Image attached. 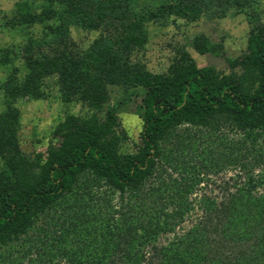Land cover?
Here are the masks:
<instances>
[{
    "label": "trees",
    "instance_id": "1",
    "mask_svg": "<svg viewBox=\"0 0 264 264\" xmlns=\"http://www.w3.org/2000/svg\"><path fill=\"white\" fill-rule=\"evenodd\" d=\"M257 1L14 4L7 29L45 26L40 36L28 34L16 64L0 50V264H264V24ZM232 9L245 15L249 31L245 51L227 59L228 72L198 64L196 56L225 55L224 44L204 34L187 37L166 72L139 61L149 25L187 27ZM74 28L97 35L83 46ZM53 77L64 106L52 133L57 142L28 158L18 103L47 101ZM114 89L123 96L112 104ZM138 93L140 144L123 152L128 135L118 115ZM77 101L88 115L70 111ZM227 131L238 134L228 138ZM229 170L234 177L220 195L192 199L208 177ZM196 210L197 220L175 235Z\"/></svg>",
    "mask_w": 264,
    "mask_h": 264
},
{
    "label": "rangeland",
    "instance_id": "2",
    "mask_svg": "<svg viewBox=\"0 0 264 264\" xmlns=\"http://www.w3.org/2000/svg\"><path fill=\"white\" fill-rule=\"evenodd\" d=\"M19 0H0V50L3 53L9 52L15 64L22 56V45L29 33L40 36L43 32L45 24L37 25L30 30H9L3 26L7 19L13 16L14 4ZM160 0H138L139 7H151L159 3ZM256 12L258 19L264 24V0L257 1ZM182 24V23H181ZM72 36L76 42L83 46H88L97 34L81 31L80 29H72ZM148 31L150 35L149 42L144 55L139 56V61L144 63L147 68L154 73L166 72L171 64L172 58L176 54V49L184 44L186 38H193L196 34H204L213 42L224 44L225 55L214 57L206 55L205 57L196 56V60L200 66H213L220 71L228 72L230 67L227 63L228 58H238L246 49L248 37V24L244 14H237L236 9L228 10V16L221 19L203 18L196 24L190 26H172L162 28L157 25H149ZM21 70L26 69L21 66ZM5 71L0 68V89L5 79ZM56 78L53 77L47 81L49 88V97L47 101L35 103L32 99L20 101L19 107L22 112L20 143L26 157L33 158L35 153L44 151L49 145L55 144L57 140L53 136V129L61 119L59 112L62 105L59 103V92L55 87ZM112 104L117 103L122 98V91L119 89L112 90ZM142 94H133L131 101L126 109L121 112L118 117L121 123V129L128 135V140L123 143V152H136L137 146L140 144V134L142 131V120L140 115ZM64 107V106H63ZM62 107V108H63ZM3 109L2 94L0 91V111ZM70 111L79 116H86L89 111L86 106L75 102L70 106ZM238 133L227 131L228 138H234ZM234 172L229 170L219 175H211L196 190L192 199L199 200L203 194L209 196H218L226 187L231 184ZM175 174L173 178H176ZM200 216V211L196 210L176 231L175 235H181L184 229H187ZM175 235L164 236L162 243H166L173 239Z\"/></svg>",
    "mask_w": 264,
    "mask_h": 264
}]
</instances>
